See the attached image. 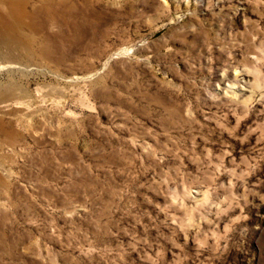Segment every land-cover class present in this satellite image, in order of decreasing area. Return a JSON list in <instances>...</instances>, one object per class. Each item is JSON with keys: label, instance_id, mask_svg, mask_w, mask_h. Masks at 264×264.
Returning <instances> with one entry per match:
<instances>
[{"label": "rangeland", "instance_id": "1", "mask_svg": "<svg viewBox=\"0 0 264 264\" xmlns=\"http://www.w3.org/2000/svg\"><path fill=\"white\" fill-rule=\"evenodd\" d=\"M63 3L0 45V264H264V0Z\"/></svg>", "mask_w": 264, "mask_h": 264}, {"label": "bare ground", "instance_id": "2", "mask_svg": "<svg viewBox=\"0 0 264 264\" xmlns=\"http://www.w3.org/2000/svg\"><path fill=\"white\" fill-rule=\"evenodd\" d=\"M63 1L0 0V45L9 49V44L17 47L31 44L35 33L45 31V27L53 23L62 22ZM24 31H29L31 35Z\"/></svg>", "mask_w": 264, "mask_h": 264}]
</instances>
